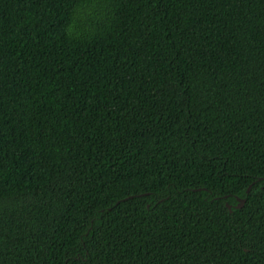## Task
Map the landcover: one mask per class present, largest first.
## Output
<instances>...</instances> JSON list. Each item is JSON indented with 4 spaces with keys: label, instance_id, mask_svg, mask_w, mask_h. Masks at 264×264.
I'll list each match as a JSON object with an SVG mask.
<instances>
[{
    "label": "trees",
    "instance_id": "obj_1",
    "mask_svg": "<svg viewBox=\"0 0 264 264\" xmlns=\"http://www.w3.org/2000/svg\"><path fill=\"white\" fill-rule=\"evenodd\" d=\"M0 264H264V0H0Z\"/></svg>",
    "mask_w": 264,
    "mask_h": 264
},
{
    "label": "water",
    "instance_id": "obj_2",
    "mask_svg": "<svg viewBox=\"0 0 264 264\" xmlns=\"http://www.w3.org/2000/svg\"><path fill=\"white\" fill-rule=\"evenodd\" d=\"M251 186H252V185H250V186L248 187V191L250 190ZM239 200H240V202L237 204V206H242V205L244 204L246 198L239 197ZM227 204H228V206H229L230 208L232 207L231 204H229V203H227Z\"/></svg>",
    "mask_w": 264,
    "mask_h": 264
}]
</instances>
